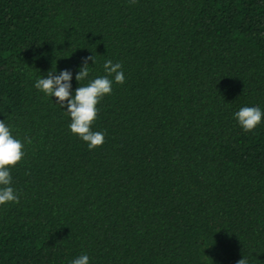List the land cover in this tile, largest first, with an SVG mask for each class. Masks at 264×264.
Instances as JSON below:
<instances>
[{
  "label": "trees",
  "instance_id": "16d2710c",
  "mask_svg": "<svg viewBox=\"0 0 264 264\" xmlns=\"http://www.w3.org/2000/svg\"><path fill=\"white\" fill-rule=\"evenodd\" d=\"M122 64L90 150L35 87ZM264 0H0V120L25 156L0 264H264ZM31 143H28V140Z\"/></svg>",
  "mask_w": 264,
  "mask_h": 264
},
{
  "label": "clouds",
  "instance_id": "9594fccd",
  "mask_svg": "<svg viewBox=\"0 0 264 264\" xmlns=\"http://www.w3.org/2000/svg\"><path fill=\"white\" fill-rule=\"evenodd\" d=\"M136 2L137 0H130L131 4ZM88 60L95 64V55L85 59L76 75L80 86L75 90L74 96L72 95V73L69 70H63L58 75H54L56 63L55 65L53 63L47 78L41 76L37 79L35 87L47 96L57 98V103L66 109L71 118L69 125L71 132L86 142L90 150H94L105 143V133L92 130L100 111L98 105L105 96L113 92V79L110 77L114 76L116 84H124L125 75L122 64L114 63L109 59L103 64L107 75L96 77L82 86L81 82L90 75ZM234 116L245 132H251L261 124L264 111L259 107L245 106L240 108ZM28 143H31L30 139ZM24 147V143L13 136L11 128L5 121L0 120V205L19 203V195L11 186L13 180L10 169L22 162L25 156ZM72 264H89V256L81 255L72 260ZM237 264H249V261L244 256Z\"/></svg>",
  "mask_w": 264,
  "mask_h": 264
}]
</instances>
